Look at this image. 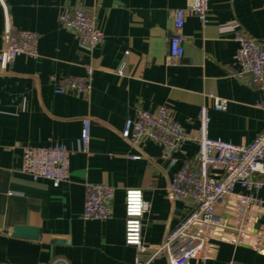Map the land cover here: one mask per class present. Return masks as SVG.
Segmentation results:
<instances>
[{"label":"crops","instance_id":"1","mask_svg":"<svg viewBox=\"0 0 264 264\" xmlns=\"http://www.w3.org/2000/svg\"><path fill=\"white\" fill-rule=\"evenodd\" d=\"M188 0H0V47L6 24L38 35L37 56L19 55L0 72V264H135V247L124 242V192L139 188L147 209L142 221L144 245L159 244L187 214L190 202L170 201L165 187L182 166L197 167L198 144L191 140L168 167L160 146L144 139L134 146L121 137L125 121L137 109L166 106L186 132L198 131V110L208 107V135L248 144L264 127L259 106L263 90L233 76L236 33L264 46V0H208V22L187 14L182 28L183 55L168 58L174 8ZM96 12L103 32L90 52L58 20L65 6ZM93 68L86 93L56 92L63 76H81ZM214 96L227 100L211 107ZM91 118L89 150L69 157V179L58 186L33 180L20 171L25 146L60 141L78 147L81 119ZM139 155L138 158H130ZM114 188L109 219H84L85 183ZM244 190L235 184L228 211ZM258 195L264 198V186ZM252 229L264 214L253 210ZM14 225L38 229L37 238L11 234ZM253 236L232 244L210 239V256L188 264H227L230 259L264 264V247ZM141 253L140 259H145ZM148 264H168L164 256Z\"/></svg>","mask_w":264,"mask_h":264},{"label":"built area","instance_id":"2","mask_svg":"<svg viewBox=\"0 0 264 264\" xmlns=\"http://www.w3.org/2000/svg\"><path fill=\"white\" fill-rule=\"evenodd\" d=\"M187 14L195 16L205 25L208 22V0H188L184 8H174L173 31L168 42V58L177 60L183 55L184 37L182 28ZM59 22L72 30L81 48L91 51L103 38L96 24V12L81 6H65L59 11ZM237 43L234 60L237 69L233 76L249 80L264 92V46L252 36L236 33ZM38 35L32 30H11L6 24L0 47V72L6 64L19 55L37 56ZM93 68L85 66L81 76H63L56 92L72 91L86 93L91 86ZM211 107L223 110L227 100L209 93ZM264 112V96L259 103ZM208 107L202 104L198 110V131L195 136L186 132L171 116L169 109L158 106L155 110L137 109L133 118H128L120 135L134 146L148 139L157 143L161 156L171 167L177 160L175 154L186 142L198 144L197 167H180L165 187L170 201L186 200L190 207L181 222L169 230L162 242L144 245L141 232L143 215L147 204L139 188H127L124 192V242L137 250L135 264H148L157 256H164L168 264H188L192 259L205 261L210 256V239L224 237L232 244L246 242L253 236V247H264V224L260 230L252 229L253 210L264 214V198L258 195L264 186V127L248 144H234L208 135ZM91 118L81 119L78 147L67 146L57 141L50 146H25L22 150L20 171L33 180L44 179L58 186L69 179V157L76 150L88 151ZM138 158L139 155H131ZM235 184L244 190L239 193L235 205L228 211L229 197ZM114 188L95 182L85 183V200L82 210L84 219H109L110 202ZM146 253L145 259H140ZM227 264H249L230 259Z\"/></svg>","mask_w":264,"mask_h":264},{"label":"water","instance_id":"3","mask_svg":"<svg viewBox=\"0 0 264 264\" xmlns=\"http://www.w3.org/2000/svg\"><path fill=\"white\" fill-rule=\"evenodd\" d=\"M11 234L17 237L37 238L38 229L27 225H14L11 228Z\"/></svg>","mask_w":264,"mask_h":264}]
</instances>
